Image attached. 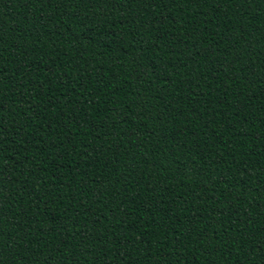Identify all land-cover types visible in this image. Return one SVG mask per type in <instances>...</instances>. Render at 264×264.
I'll list each match as a JSON object with an SVG mask.
<instances>
[{
    "label": "trees",
    "instance_id": "1",
    "mask_svg": "<svg viewBox=\"0 0 264 264\" xmlns=\"http://www.w3.org/2000/svg\"><path fill=\"white\" fill-rule=\"evenodd\" d=\"M0 264H264V0H0Z\"/></svg>",
    "mask_w": 264,
    "mask_h": 264
}]
</instances>
